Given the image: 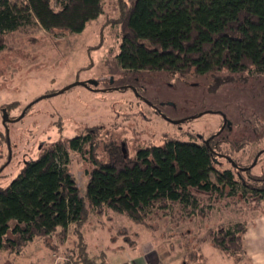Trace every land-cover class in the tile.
I'll use <instances>...</instances> for the list:
<instances>
[{
	"label": "rangeland",
	"instance_id": "374dc122",
	"mask_svg": "<svg viewBox=\"0 0 264 264\" xmlns=\"http://www.w3.org/2000/svg\"><path fill=\"white\" fill-rule=\"evenodd\" d=\"M103 3L104 12L81 33H49L33 23L8 35L0 52V188L50 143L93 126H101L95 152L104 161L112 142L132 157L139 146L161 145L169 138L203 143L216 134L218 168L237 175L225 156L249 167L263 151L250 173H241L248 183L250 178L264 180V75L247 82L237 77L212 93L205 77L124 70L117 59L119 0ZM91 80L99 84L83 85ZM223 115L227 123L221 130ZM70 156L69 170L86 193L93 163L74 151ZM244 221L247 253L242 262L264 264V201L223 199L206 218L171 213L155 217L150 227L109 210L93 212L83 231L90 251L108 254L112 264H131L139 257L147 264H233L211 244L208 230ZM10 227L0 239V264H61L65 250L74 248L73 227L65 244L53 235L35 237L19 250L8 248L9 240H18L22 232L14 222Z\"/></svg>",
	"mask_w": 264,
	"mask_h": 264
},
{
	"label": "trees",
	"instance_id": "16d2710c",
	"mask_svg": "<svg viewBox=\"0 0 264 264\" xmlns=\"http://www.w3.org/2000/svg\"><path fill=\"white\" fill-rule=\"evenodd\" d=\"M119 9L117 59L124 70L205 77L212 93L237 77L247 82L264 75V0H119ZM103 12V0H0V52L8 35L23 26L37 23L49 33L77 34ZM100 127L50 143L0 188V239L12 222L22 231L8 248L19 250L35 237L53 235L65 244L73 227L74 248L65 250L61 264H110L108 254L90 251L83 231L93 212L109 210L150 227L155 217L171 213L206 218L223 199L264 201L263 179L248 183L233 165L237 175L216 166L215 140L208 147L194 138H169L139 146L132 157L112 142L104 161L95 152ZM73 151L93 163L86 193L69 170ZM247 232L244 221L209 228L208 238L233 264H247L242 262Z\"/></svg>",
	"mask_w": 264,
	"mask_h": 264
},
{
	"label": "water",
	"instance_id": "95a60500",
	"mask_svg": "<svg viewBox=\"0 0 264 264\" xmlns=\"http://www.w3.org/2000/svg\"><path fill=\"white\" fill-rule=\"evenodd\" d=\"M77 84H80V83H77ZM76 84V85H77ZM99 84V81L98 80H91V81H88V82H85V83H83V85H85V86H87V87H89V88H91L92 86H97ZM72 86H74V85H72ZM72 86H70V87H72ZM70 87H68V88H66L65 90H67V89H69ZM64 91V90H63ZM223 117H224V125H223V127L221 128V130L222 129H224V127L226 126V123H227V119H226V117H225V115H223ZM9 120L6 118V116H5V119H4V123L5 124H7V122H8ZM8 133V132H7ZM200 138L202 137V136H199ZM210 140L211 139H208V140H205V143L207 144V146L208 147H210ZM213 150V149H212ZM263 152V151H262ZM262 152H260L258 155H257V157H256V159H255V161H254V163L251 165V166H249V167H241V166H239L232 158H230L229 156H225L226 157V159L235 167V168H237V169H239V170H241V171H249V170H251L255 165H256V163H257V161H258V159H259V157H260V155L262 154ZM214 153H216V151H214ZM217 155H220V154H218V153H216Z\"/></svg>",
	"mask_w": 264,
	"mask_h": 264
},
{
	"label": "crops",
	"instance_id": "0c3cea01",
	"mask_svg": "<svg viewBox=\"0 0 264 264\" xmlns=\"http://www.w3.org/2000/svg\"><path fill=\"white\" fill-rule=\"evenodd\" d=\"M109 261H110V264H112L110 259H109ZM128 264H130V263H128ZM131 264H147V263L143 257H139V258H137V260L135 262L132 261Z\"/></svg>",
	"mask_w": 264,
	"mask_h": 264
},
{
	"label": "flooded vegetation",
	"instance_id": "af4514ba",
	"mask_svg": "<svg viewBox=\"0 0 264 264\" xmlns=\"http://www.w3.org/2000/svg\"><path fill=\"white\" fill-rule=\"evenodd\" d=\"M215 136H216V134L214 135V138H211V140H216V137ZM249 171H251V170H249ZM249 171H245V172H249Z\"/></svg>",
	"mask_w": 264,
	"mask_h": 264
}]
</instances>
